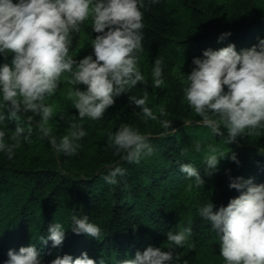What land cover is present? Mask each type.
<instances>
[{
  "label": "trees",
  "instance_id": "trees-1",
  "mask_svg": "<svg viewBox=\"0 0 264 264\" xmlns=\"http://www.w3.org/2000/svg\"><path fill=\"white\" fill-rule=\"evenodd\" d=\"M143 23L145 38L139 67L147 84H138L129 95L141 97L147 90L148 106L159 115L157 107L164 105L175 133L161 136L160 124L145 121L141 110L130 104L128 95L115 98L114 105L99 120L77 118L87 136L72 157L57 156L47 138H41L37 127L40 117L28 112L14 120L6 119L9 130L20 126L27 134L31 128L32 142L21 141L11 160L0 153V264L8 259L9 250L18 251L30 244L36 245L45 264L57 256L77 258L85 252L97 264L100 259L105 264H119V260L134 258L137 251L143 252L148 246H162L168 231L175 232L189 224L192 246L177 250L182 258L189 264H225L218 237L209 222L197 214V206L210 201L216 211L238 197L240 192L229 188L230 178L264 184V151H260L264 149V129L259 135H245L229 145L223 137L213 134L202 139L200 126L194 123L199 117L183 96L180 72L190 74L193 59L202 58L205 50H219L231 43L239 52L258 45L264 39V0H160L144 12ZM84 27L85 22L80 33L72 34L69 54L77 50ZM225 32L231 35L218 42ZM156 58L164 61L165 84L160 88H154L151 75ZM11 59L12 56L9 64ZM67 88L69 85L61 82L46 100L55 106L57 115L50 123L57 137L69 130L60 114L78 116L62 96ZM28 116L33 119L29 121ZM123 124L151 134L153 155L139 163H128L108 147L109 134ZM197 142L201 144L200 152L195 150ZM209 144L228 155L213 175L206 176L203 160ZM232 153L238 164L229 158ZM188 163L199 168L205 181L203 187H189L190 181L180 173V164ZM117 164L126 174L118 178L117 185H109L102 177L109 165ZM73 212L88 215L90 222L102 229L99 240L71 232ZM55 222L66 230L63 245L58 248H53L51 241L40 242Z\"/></svg>",
  "mask_w": 264,
  "mask_h": 264
},
{
  "label": "clouds",
  "instance_id": "clouds-1",
  "mask_svg": "<svg viewBox=\"0 0 264 264\" xmlns=\"http://www.w3.org/2000/svg\"><path fill=\"white\" fill-rule=\"evenodd\" d=\"M160 0H0V153L7 159L14 157L21 141L31 143L32 129L17 126L5 127V121L14 120L21 113L31 112L40 117L37 127L41 138L57 156H76L81 141L87 136L83 124L85 117L101 119L115 98L128 95L130 104L141 110L142 117L156 121L163 131L161 136L175 133L173 121L168 119L164 105L157 107L159 115L148 106L149 93L141 97L129 95L138 84H147L139 61L143 51L144 12ZM91 20L92 31L98 35L91 40L92 53L77 61L69 56L72 34L80 33L81 25ZM231 35L222 33L218 42ZM9 55L11 63L7 62ZM190 74H181L183 96L188 106L200 119L197 126L205 127L214 136L223 137L226 145L245 135H259L264 129V39L258 45L237 52L229 43L219 50L208 49L202 58H194ZM154 88L165 84L164 61L154 60L152 68ZM61 82L69 85L67 98L78 116L60 118L68 125L66 135L53 134L50 121L57 115L55 106L46 103ZM79 85L86 88L81 90ZM7 112V116L5 115ZM31 121L33 116H28ZM191 124L193 121H186ZM150 133L123 124L108 136V147L115 150L123 161L139 163L153 155ZM14 141L9 143L7 141ZM201 151V144H195ZM183 152V150H181ZM264 151V149H260ZM228 155L217 146H206L203 164L204 175L211 176ZM237 164L235 153L229 157ZM180 173L190 181L189 187H203L204 179L199 168L191 163L180 164ZM126 170L118 164L108 166L103 180L117 185ZM230 189L240 192L229 200L227 206L206 202L197 206V214L208 221L216 233L220 256L225 264H264V184L252 179L230 178ZM70 230L76 235L85 234L99 240L102 229L90 222L89 216L71 215ZM66 230L55 222L48 228L40 242L52 243L53 248L63 245ZM192 228L184 226L166 233L167 242L160 247L148 246L137 251L134 258L119 260V264H189L178 249L191 247ZM166 249V250H165ZM3 264H45L35 244L9 250ZM50 264H97L85 252L77 258L65 254L57 256ZM99 264H105L103 259Z\"/></svg>",
  "mask_w": 264,
  "mask_h": 264
},
{
  "label": "rangeland",
  "instance_id": "rangeland-1",
  "mask_svg": "<svg viewBox=\"0 0 264 264\" xmlns=\"http://www.w3.org/2000/svg\"><path fill=\"white\" fill-rule=\"evenodd\" d=\"M97 35H98L97 33L92 31L91 20L89 19V20L85 21V27L82 30L80 40L77 43V48H76L77 50L74 53H70L69 56H71L73 59H76L77 61H79L80 59H83L85 56L91 54L93 51L92 47L90 45L91 40L95 39V37ZM10 58H11V55H9V57H8V60H7L8 63H9ZM2 62H5V61H4L3 57H0V63H2ZM181 74H184V73L180 72V76H181ZM68 89L69 88H67L64 91L62 96L64 97L67 104H72V102L69 101L67 98ZM81 90H83V89L81 88ZM199 134H200L202 139H206V138H209L212 133L210 132L209 129H207L205 127H200Z\"/></svg>",
  "mask_w": 264,
  "mask_h": 264
}]
</instances>
